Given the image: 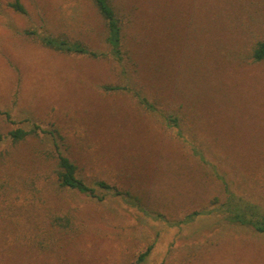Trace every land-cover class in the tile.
Returning a JSON list of instances; mask_svg holds the SVG:
<instances>
[{
    "label": "rangeland",
    "instance_id": "rangeland-1",
    "mask_svg": "<svg viewBox=\"0 0 264 264\" xmlns=\"http://www.w3.org/2000/svg\"><path fill=\"white\" fill-rule=\"evenodd\" d=\"M8 1L0 133L55 130L90 185L102 180L133 199L46 188L51 135L15 147L6 139L0 152L11 150L18 178L41 175L45 203L15 219L0 200V264H136L149 245L139 264H264V234L220 209L234 195L264 215V60L250 59L264 40V0H111L121 61L92 0H20L25 13ZM37 35L98 57L56 51ZM55 216L71 226L54 230Z\"/></svg>",
    "mask_w": 264,
    "mask_h": 264
},
{
    "label": "trees",
    "instance_id": "trees-1",
    "mask_svg": "<svg viewBox=\"0 0 264 264\" xmlns=\"http://www.w3.org/2000/svg\"><path fill=\"white\" fill-rule=\"evenodd\" d=\"M93 5L100 15L101 19L107 26V43L110 48V54L118 61H121L125 55L122 50L121 43V26L116 17L114 7L111 3V0H92ZM1 4V2H0ZM7 5L17 13H25V9L20 0H9ZM35 34V32H34ZM39 41L46 47L54 49L56 51L65 52V53H77L89 55L92 57H98V54L85 49L78 42H69L61 38H54L48 35L39 36L37 35ZM253 62H261L264 60V40L258 41L251 53L250 57ZM105 89L108 90H117L120 87H108ZM143 102H145L143 100ZM41 133L49 134L54 140L56 154L53 156L54 162L50 163V166L46 173L45 187H54L57 190H67L70 192L80 193L87 195L97 200H103V196H99L96 193L95 188L105 190V192H111L114 195L121 196L124 199H133L128 192H123L118 190L115 186L109 185L108 183L97 180L90 185L87 180L80 172L77 164L65 153L58 149L56 143L57 133L55 130L43 131L40 126L33 125L30 130L15 129L10 131L7 135H2L0 133V145L4 140L8 139L12 144V147L25 142L26 139L30 136H37ZM12 152L11 150H5L0 152V170L4 169L7 173L6 176L1 177L0 179V200L7 208H11L18 212L16 218H19V214L24 213L27 208L36 210L34 214L38 212L41 208L40 204H44L43 201V189L41 187L37 188L35 183L39 185L38 175L34 179L36 182H27L24 178L20 179L19 173L12 164ZM11 167H13L11 169ZM9 173H8V169ZM10 174V176H9ZM12 176V177H11ZM23 197V198H22ZM22 198V199H21ZM128 200V201H129ZM227 202L223 204V207L220 209L225 214L224 218L231 223H239L242 226H249L255 232L264 234V215L258 213V206L250 204L248 202H242L240 199L236 198L234 195H230L227 198ZM29 209V210H30ZM199 212H193L186 216L183 222L191 221L196 217ZM51 227L54 230L61 231L66 230L71 226V219L68 216H55L50 219ZM52 232V230H51ZM152 245H149L139 256L136 261V264L141 263L150 253Z\"/></svg>",
    "mask_w": 264,
    "mask_h": 264
}]
</instances>
